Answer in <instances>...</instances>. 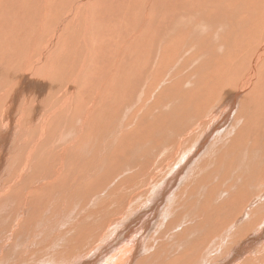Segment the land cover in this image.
I'll list each match as a JSON object with an SVG mask.
<instances>
[{
    "label": "rangeland",
    "instance_id": "rangeland-1",
    "mask_svg": "<svg viewBox=\"0 0 264 264\" xmlns=\"http://www.w3.org/2000/svg\"><path fill=\"white\" fill-rule=\"evenodd\" d=\"M182 7L190 8L183 5ZM244 7L245 5H242V8ZM220 8L219 5L211 7L207 18L216 21L220 15L218 13H221ZM178 10L179 8L175 7L171 0H0V30H2L0 31V72H2L0 75H4L6 79H0V81H3L5 89L14 86L15 82L12 79L17 80L20 76L22 77L25 67L30 71L35 69L34 60L39 53L41 56L50 46H55L58 48V60L51 70H58L54 76L61 81L56 79V84L51 86V91L41 97L37 89L30 93L36 98L46 99L50 94H55L52 92L54 88L58 89L56 93L64 92L65 86L74 80V73L82 64L85 39L91 40L93 49V56L87 64L88 70L85 71L90 78L82 79L78 87L80 96L77 101L78 108L76 107L74 113L75 128L70 129L69 137H78L76 132L79 128V120L77 119L81 117L84 124L87 120L89 123L83 125L85 136L82 139L83 142L79 144V151L76 150L73 158L67 154L70 150L67 148L61 151L51 147L47 150L42 149V144L48 143L44 139L49 129H52L51 120L47 125L35 123L26 128L29 131H25L23 124L25 125L26 117L21 114L24 106L15 104L14 110L10 112L15 113V121L10 123L11 117L4 115L2 111L8 112L10 108H7V105L2 104L0 100V168H6V172H0V190L2 187L5 189L9 182L16 184L14 186L16 188L0 203V264H94L95 262L119 264V261L113 258L111 231H114L106 227L114 228L116 220L122 221L118 214L124 211L122 209L127 203L112 205L116 203L117 198L121 197L127 202L134 196L124 187L122 190H117L119 184L124 181L127 183L128 176L122 177L123 172L119 170L121 164L119 166L116 164V155L124 153L122 155L124 161L121 156L120 160L129 170L131 164H134L135 174L129 177L136 180L146 179L144 175L149 173L155 165L161 166L167 163V161L157 160L158 152L149 148L147 142L151 143L148 135L158 131L163 121L168 118L167 115L162 117V111L166 110L165 97L169 93V88L177 81L175 76L188 81L183 82L182 86L186 88V83L190 86L189 94L183 103L185 118L179 126L171 127L175 138L187 135L189 142L208 130L210 124L214 126L212 121L215 117L209 120L208 116L216 110L221 100L218 97L214 101L206 100L204 88L194 90L200 86L207 88L204 80L205 77L211 76V68L207 70L205 67V57L202 59L199 57V61H192L194 53L195 56L196 53L199 54L198 56L204 54V48L198 45L200 39L194 37L187 20L184 28H181L180 23H175ZM204 15L194 14L197 17H204ZM234 17L220 16L221 26L238 29ZM223 18L231 20L235 25H228ZM8 25L11 27L8 28ZM169 28L171 31L167 32ZM209 30L206 24V35L212 34ZM217 30L223 35L224 29ZM220 37L221 35H218V39ZM208 40L211 46H217L216 38H212L214 42L209 38ZM37 51L39 53L36 54ZM235 51L236 47H232L230 54ZM153 54L156 55L155 58ZM237 61L234 59L233 62ZM211 64L215 65L216 61ZM197 65H200L202 69H196ZM245 65L246 63L243 64L244 68ZM7 68H9L8 72ZM11 68L12 71H10ZM49 71L42 66L40 75L36 79L39 84L42 76ZM226 71L232 73H226L224 83L214 81L215 89L223 87L227 91H232L235 88L234 79L239 72L229 69ZM181 73H185L186 76L180 75ZM196 80L198 83L195 82ZM260 82L264 83L263 80ZM261 85L264 86V84ZM20 86L25 85L20 84ZM18 97L27 98L26 94ZM257 97L260 98L261 106L250 109L249 113L258 111V116L261 114L263 116L255 123L264 120L263 88L258 87L255 98ZM243 101L248 107L251 106L248 97H245ZM236 109L237 107L227 124L230 132L218 130L216 133L223 141L225 153L230 156L225 159L231 162V167L245 166V170H249L256 179H259L257 187L260 191H257V194L263 193L264 124L262 127L249 125L251 116L245 121L247 125L240 124L244 130L236 134L233 122ZM21 128L22 134L19 133ZM194 129L195 133L191 134ZM226 137L238 140V144L236 145L235 141L234 148L229 147L226 144L228 142ZM70 138L68 141H71ZM33 140H36L34 147L31 143ZM207 140L214 141V138ZM241 140L248 143L251 149L249 152L253 155L254 161H251L249 155H243L244 152L240 155L236 154L235 149L238 146L244 147ZM87 142L98 143L101 148L91 150L92 156L79 163V153L85 150L84 146ZM50 143L49 146L57 148L55 144ZM64 144L67 146V142ZM134 144L136 149L133 147ZM2 146L10 148L3 149ZM172 147L173 150L178 149V145ZM104 149L105 155L108 153L109 156H103ZM81 157L84 158V156ZM91 160L95 163L92 167ZM98 161H102L104 170L97 166ZM169 167L170 165L167 169ZM105 169H111L109 172L112 176L108 174L105 176L103 172L109 173ZM26 170L29 171L26 172ZM100 173L101 175H98ZM45 174L48 179L52 176L51 187L46 185V181H41ZM59 176L64 178L58 185L57 177ZM183 177L180 176V178ZM108 179L109 182H107ZM91 181L102 186L96 187V184L94 187L90 184ZM165 181L166 175L156 177L149 185L152 189L141 192L136 204L147 205L144 202L146 199H156L160 191V186L156 182L164 183ZM242 181L243 179L237 180L232 192L226 190L231 192L230 197L235 202V209H243L246 206L245 197L237 187L243 183ZM104 182L105 185H103ZM216 182H225V180L216 177ZM216 182L213 185H217ZM4 184L6 186H3ZM227 184L225 183V186ZM107 188L112 197L108 195ZM202 189L201 187L199 193L191 192V195L187 196L190 202L172 200L175 198L172 194L165 196H162L163 193L159 194L157 198L164 200L165 197L170 200H164L161 205L159 203L160 207L157 211L158 213L167 209L164 207L167 205L170 210L166 216L168 221L164 220L162 227H157L155 222L150 231L139 232L138 242L141 247L137 250L133 264H222L227 260V257H223L225 261L220 258L223 245H216L213 236L208 239L204 237L201 233L203 219L197 220L195 216V212L202 206L193 202L203 196ZM112 190L118 194H112ZM116 196L119 197L116 198ZM104 200L108 201L104 202ZM213 207L210 212L214 210ZM157 213L152 215L151 222L156 220ZM145 215L151 216L147 210ZM128 218L134 220V215H129ZM111 219L114 221L106 224ZM255 222L254 226L259 225L260 230H264V212ZM120 229L124 234L131 233L123 226ZM221 233H223L222 229ZM187 236L188 238L185 239ZM234 239H237V235ZM207 242L214 250L211 257L206 252V249H210L206 247ZM238 242L239 240L235 243ZM262 243L256 245L254 253H262L261 256H264V241ZM122 248L125 254L136 251V242L133 241L128 245L124 243ZM192 249L199 251L195 261L192 255L185 253L189 251L192 253ZM95 251L97 253L92 254ZM207 257L210 258L204 261ZM256 257L252 260L243 258L240 264H264V257L259 261ZM110 258L112 260H109ZM199 258H202L204 262L201 263Z\"/></svg>",
    "mask_w": 264,
    "mask_h": 264
},
{
    "label": "bare ground",
    "instance_id": "bare-ground-1",
    "mask_svg": "<svg viewBox=\"0 0 264 264\" xmlns=\"http://www.w3.org/2000/svg\"><path fill=\"white\" fill-rule=\"evenodd\" d=\"M171 2L175 7L179 8L178 17L175 23H180L181 28H184V23L187 20L190 24L194 37H198L200 39L198 45L204 48V54L198 56L199 54L196 53L195 56L194 53L192 61H199V57L201 59L205 57V67L207 68V70L208 68H211V76L209 78L205 77L204 80V85H206L207 88L204 86H200L196 87L194 90L204 88L206 89L204 95V97H206V100L211 99L214 101L216 97H218V99L220 98L221 100H219L216 106V110L212 111L208 116L209 120L211 117H215L212 121L214 122V126H211L210 124L208 130L199 135L198 138H193L189 142L187 141V135L176 136L177 138H175L174 132L171 127L172 125L179 126L180 122L185 118L183 103L189 94L188 88H190V86H188V83H186V88L184 87V85H181L188 81H184L183 79H179L177 78V76H175L177 81L172 83L171 87L169 88V93L165 97L166 110L163 109L162 111V117L167 115L168 118L163 121L161 128L158 131L148 135L151 143L147 142L149 148H151L153 151L156 150L158 152L157 160L161 162L167 161V163L161 166L155 165L149 173L144 175L146 179L136 180L132 177H129L135 174V171L133 169L134 164H131V169L129 170V168H127V165L122 163V161H124V158L122 157L124 153L122 155H116V164L118 166L121 164L119 170L123 172L122 177L128 176L127 183H125L126 181H124L119 184L117 190H122L124 187L126 188L127 192L131 193V195H133L134 197L126 202L123 198L116 196V198L119 197L117 198L116 203H111L114 206L118 205L119 203H124V205L127 203L123 207L122 210L124 211L122 213L116 210L117 213H120L118 215H120L122 221L116 220L114 222V228L106 227V229H112L115 232L114 233L111 231V244L112 247H114L113 258L119 261V264H133L137 254V250L141 247V244L138 242L139 232L150 231L155 222L157 224V227H162L164 220L168 221L166 216L169 214L170 210L168 209L167 205H164V207H166L167 209L159 211L158 213L157 211L164 200H170L165 197L164 200L163 198H157L159 194L163 193L162 196H165L166 194H172L175 195V198L172 200L190 202L187 196H190L191 192L199 193L202 187L203 189L201 194H203V196L195 199V201L193 202L202 206L201 209L195 212V216L197 220L203 219V231L201 233L204 235V237L208 239L213 236L216 245H223V248H221L222 252L220 254V258L225 261L223 257H227V260L222 264H240L243 258L252 260L256 256H258V258H256L259 261L264 256H261L262 253L256 254L254 253V251L256 245L264 241V230H260L259 225L257 227L254 225L256 224L255 221H257L258 216L261 217L264 212V190L263 193L259 192L257 194V191H260V189L257 187L259 179H256L249 170H245V166L231 167V162L226 160L230 156L228 153H225L223 141L217 136L216 132L218 130H225L226 132H230V128L227 124L230 122L235 107H237V109L234 115L233 122L235 124L236 134H239L244 130V128L241 127L240 124L247 125L248 123H245V121L251 116L252 119L249 125H257L259 127H262L264 124V120L255 123L262 118L263 114L258 116V111L252 114L249 113L250 109L259 108L261 106L259 102L260 98H255V95H257L258 87L264 89V86L261 85L264 83L260 82V80H263L264 82V0H171ZM182 5L188 6L192 9L182 7ZM215 5H219L221 7V13H218L220 14L219 17L222 15L228 18L235 16L234 19L236 20L238 29H230L228 27L221 26V20L219 17L216 21L209 20L207 18L209 12H211L210 8ZM242 5H245L246 9L245 7L242 8ZM197 13L205 15L204 17L194 16V14ZM223 21L228 25H235V23L231 20L223 18ZM17 22H19V20ZM206 24L210 28L209 32L210 34L212 33V38H216L215 43L217 46L210 45L211 43L208 38L211 39V41L213 40L209 33L206 35ZM9 26L10 25H8L7 27L9 28ZM220 28L224 29L223 35L220 34V32L217 30ZM170 31L171 29L169 28L167 32ZM218 35H221L219 39ZM232 47H236V51L230 54ZM220 50L223 51L220 52ZM57 51L58 48L55 46H50L48 51H46L45 53L43 52L41 56L37 51L36 54L39 53V56H36V60H34L35 58L33 59L36 64L35 69L30 71L25 67L23 72L21 71L23 74L22 77L20 76L21 79H19L20 77L17 80L15 78L12 79L15 82L12 88L5 89L2 84L3 81H0V100H2V104L7 105V108H10V111L8 112L2 110L4 112V115H8L11 117L10 123H13L15 121V113H10L12 112V110H14L15 104L19 103L20 107L24 106V108L21 110V114L23 115V117H26L25 125L22 123L24 126L23 129L25 131H29L26 128L33 126V124L35 123L47 125L51 120L50 126H52V129H49L47 133V129L44 131V133H46L44 140H47L48 143L46 145L42 144V149L47 150L49 149V147H51V149H57L61 151L62 149L67 148L70 149L69 151H67V154L73 158L76 150L78 149L79 151V144L83 142L82 139L85 136V128L83 127V125L89 123V120H87V122L84 124L81 117L80 119L76 118L77 120H79V128H77L76 132L78 137H69V133L71 132L70 129L75 128L74 113L76 111V107L78 108L77 101L80 96L78 95V87L82 83V79L90 78V75L87 74L88 72L85 73V71L88 70L87 64L93 56V49L91 47V40H89L88 38L85 39L84 52L82 54L81 62L82 64L74 73V80L65 86L64 92L62 91L60 93H56L58 89L54 88L52 89V92L55 94H50L46 99H42L40 97L42 95L48 94L51 91V86L56 84V79L61 81V79L54 76V73H57L58 70H51L57 64ZM228 55L230 56L228 57ZM31 56L33 58V53ZM49 56H51L52 58H50ZM242 56H245V58H242ZM155 57L156 55H154V58ZM234 59L238 61L233 62ZM208 60L209 62H206ZM215 61L216 64L212 65L211 63ZM244 63H246L245 68L243 67ZM42 66L46 67L47 71H50L45 74L43 73L44 75L42 76L41 82L39 84L38 80L36 79L38 78V75H40ZM195 67L196 69L201 68L200 65H197ZM9 68H7V72ZM226 69L232 70L233 72H239L237 74V77H235L234 79L235 88H233L232 91H227V89L223 87H218L217 89H215V82L218 83V81H223L224 83V81L226 80V73H232L230 71H226ZM10 71H12V68ZM180 75L186 76L185 73H181ZM0 79L6 80L4 78V75H0ZM195 82L198 83V80H196ZM258 83H260V85ZM20 84L25 86H20ZM36 89L37 93L40 96L37 98L30 93V91L34 92ZM23 94H26L27 98L21 99L18 97L19 95ZM245 97H248V100L251 101L250 107H248V105H246L243 101ZM63 113H65L66 115H61ZM59 125H61V128H59ZM23 129H20V134L23 133ZM195 131V129L192 130L191 134H194ZM69 138L71 139V141H68ZM211 138H214V141L207 140ZM139 139L141 138L139 137ZM226 139L228 141L226 144L231 148H234L235 144L233 143H235V141L236 145L238 144V140H232V138L228 137H226ZM241 141L244 147H242L241 145L238 146L235 149L236 154L240 155L244 152L243 155H249V157H251V161H254L253 155L249 152L251 149L249 148L248 143L243 140ZM50 142L55 144L57 148H53L52 145L49 146L51 144ZM64 142H67V146L64 144ZM31 143L34 147L36 144V140H33ZM154 145L156 146V148ZM174 145H178V149L173 150V147L171 148V146ZM98 147L101 148L98 143L94 144L91 142H87L84 146L85 150L79 153L78 162L82 163L83 160H87L88 157L92 156L91 150L94 151L95 148ZM133 147L134 149H136L135 144ZM8 148L10 147H3V149ZM105 153L106 150L103 154L104 157L109 156L108 153L107 155H105ZM81 156H84V158H82ZM120 156L123 158L122 161L120 160ZM74 157L76 159V156ZM96 163L98 167L100 166L104 170V164L102 163V161H98ZM14 164L16 165V162H14ZM92 164L95 165V163L92 162L90 164L91 167ZM168 165H170V167L167 169ZM36 168L35 170H37ZM2 169H4V171H2ZM103 170L101 171L103 172ZM27 171L29 170H26V172ZM109 171H111V169L108 170V172ZM0 172H6V168H0ZM46 174L44 176V179H42L41 181H46V185L48 184L51 187L52 176L48 179V176H46ZM103 174H105V176H107L106 174L112 176L110 172H103ZM98 175H101V173ZM159 175L160 177L166 175V181L164 183L156 182L160 186V191L157 194L156 199H146V201L144 202L148 206L144 204L138 206L136 202L138 196L141 195L140 193L145 189L151 190L152 188L149 185H151V182ZM64 176L57 177L58 185L60 184V181L64 178ZM180 176L184 177L180 178ZM90 177L91 176L89 175V178ZM216 177H218V179H224L225 182H218V184L216 182ZM240 179H243V183L239 184L237 187L245 197L246 206L243 209H235V202L232 201L230 193L233 191L237 180ZM27 181L26 183H28ZM105 182L103 185L106 184ZM107 182H109V179ZM215 182L217 183V185H213V183ZM225 183L228 184L225 186ZM90 184L94 186L97 183H93L91 181ZM7 185L8 186L5 189L4 187H2L0 190V203L3 202L8 195H10L11 191L14 190V188H16L14 187L16 186V184H11L9 182ZM3 186L6 185L4 184ZM98 186L99 184H97L96 187ZM195 189L196 191H192ZM226 190H231V192ZM106 191H108V195L111 196L108 188ZM95 194H93V196H95ZM112 194L116 195L118 193L112 190ZM105 201L107 202L108 200H104V202ZM100 202L103 201L100 200ZM212 206H214V210L210 212ZM146 210L151 214L150 217L145 215ZM156 213V220L154 222H151L152 215ZM129 215H134V220H130L128 218ZM210 215L213 216L209 217ZM112 221H114V219L108 220L106 224H109ZM121 226L128 228L131 233L127 232L124 234L120 229ZM248 226L251 227L249 228ZM221 229L223 230V233H221ZM235 235H237V239H234ZM187 238L188 236L185 239ZM237 240H239V242L235 243L237 242ZM133 241L136 242V251H130L125 254V250H123L122 248L124 247V243L128 245ZM231 244L232 246L230 247ZM206 247L210 248L206 249V252L211 257L214 253L211 244L207 242ZM226 247H229V249H226ZM210 250H212L211 253ZM122 252L124 254H122ZM198 252V250H193L192 253L190 251L185 253L188 255H192L195 261ZM94 253H97V251L93 252L92 254ZM210 257L205 258L204 261L208 260ZM199 259L201 263L204 262L202 258ZM109 260H112V258H110ZM100 263L101 262H95L94 264ZM197 263H199V261H197Z\"/></svg>",
    "mask_w": 264,
    "mask_h": 264
}]
</instances>
